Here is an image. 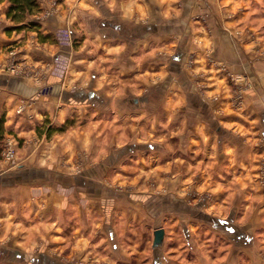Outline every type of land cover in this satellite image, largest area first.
I'll return each instance as SVG.
<instances>
[{
    "label": "crops",
    "instance_id": "1",
    "mask_svg": "<svg viewBox=\"0 0 264 264\" xmlns=\"http://www.w3.org/2000/svg\"><path fill=\"white\" fill-rule=\"evenodd\" d=\"M37 1L0 0V264H264L260 0Z\"/></svg>",
    "mask_w": 264,
    "mask_h": 264
},
{
    "label": "rangeland",
    "instance_id": "2",
    "mask_svg": "<svg viewBox=\"0 0 264 264\" xmlns=\"http://www.w3.org/2000/svg\"><path fill=\"white\" fill-rule=\"evenodd\" d=\"M258 6L259 9L261 10V7L264 8V0H260L258 2ZM258 10L259 12L257 13V21L259 24H261V26L259 25L256 29H258V35L256 37L255 35V39L257 41L260 42V44L257 45L258 49V53H262L264 52V9H262V11ZM242 11V10H241ZM240 11V14H241ZM230 14H234L235 13H229V16L232 17ZM263 25V26H262ZM254 33V32H253ZM257 53V54H258ZM259 55V54H258ZM264 56V53H263ZM225 72L227 74V85L230 87V93H232V100L235 104V107L240 106L243 102L244 96H245V92L249 91L251 88H253L254 86V82H252L251 80H249V77L246 75H236V74H231L227 69H225ZM11 138V137H10ZM13 140V142L15 143V139L11 138ZM15 147H16V143H15ZM15 157H16V153H15ZM4 159V158H3ZM143 184H145V187L140 188L142 190H146L148 192V198L149 196H151V198L155 197V195L160 196L162 194V196L166 195V193L169 192V190H171L170 188H164V187H159V182H158V178L156 176H154V174H150L149 176L147 175L144 179H143ZM117 188V187H116ZM119 191H127V192H135L137 190H139L138 188L134 187V185H132V187H120L117 188ZM180 191H184V190H180ZM185 193V192H184ZM160 194V195H159ZM196 197V196H195ZM166 221L162 220L160 218L155 219L152 221V225L153 227L156 229H160V226L162 224H164ZM169 222V221H168ZM148 238H152V236L150 235V237L148 236ZM147 254H145L143 256V258L147 257V261L151 259V255H152V241L150 240L147 244ZM57 253H55L56 255ZM57 256V255H56Z\"/></svg>",
    "mask_w": 264,
    "mask_h": 264
},
{
    "label": "trees",
    "instance_id": "3",
    "mask_svg": "<svg viewBox=\"0 0 264 264\" xmlns=\"http://www.w3.org/2000/svg\"><path fill=\"white\" fill-rule=\"evenodd\" d=\"M7 1L8 7L6 10V15L9 20H11L15 25V28L21 29L27 21L29 16L39 15L42 11L40 9L37 0H1ZM28 26L37 27V22H29ZM7 130L5 128V120L0 119V160H3V152L6 147V137ZM15 139V137H12ZM16 140V139H15Z\"/></svg>",
    "mask_w": 264,
    "mask_h": 264
},
{
    "label": "built area",
    "instance_id": "4",
    "mask_svg": "<svg viewBox=\"0 0 264 264\" xmlns=\"http://www.w3.org/2000/svg\"><path fill=\"white\" fill-rule=\"evenodd\" d=\"M68 36L69 35H67V38ZM8 70L13 73H18L20 70L19 64L17 62H12ZM15 153H16L15 143L11 138H8L6 141L5 150L2 154L4 160L7 162H12L15 159Z\"/></svg>",
    "mask_w": 264,
    "mask_h": 264
},
{
    "label": "water",
    "instance_id": "5",
    "mask_svg": "<svg viewBox=\"0 0 264 264\" xmlns=\"http://www.w3.org/2000/svg\"><path fill=\"white\" fill-rule=\"evenodd\" d=\"M164 240V230L163 229H157L154 233V246L160 247Z\"/></svg>",
    "mask_w": 264,
    "mask_h": 264
}]
</instances>
